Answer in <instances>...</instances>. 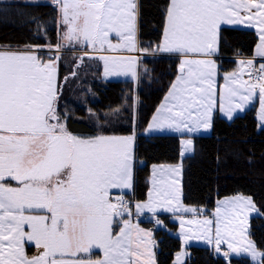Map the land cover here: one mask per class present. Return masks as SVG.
Returning a JSON list of instances; mask_svg holds the SVG:
<instances>
[{
    "label": "snow or ice",
    "instance_id": "obj_1",
    "mask_svg": "<svg viewBox=\"0 0 264 264\" xmlns=\"http://www.w3.org/2000/svg\"><path fill=\"white\" fill-rule=\"evenodd\" d=\"M54 3L66 26L65 40L98 51H148L138 47L137 0ZM165 21L156 50L184 59L180 75L149 127L181 133L209 130L216 108V65L207 57L218 51L222 25L245 22L258 28L257 54L264 57V0H169ZM32 48L0 50V264H154L148 249L149 259L140 260L143 230L119 219L130 214L128 203L122 196L115 201L111 196L113 190L132 186L134 136L81 137L69 132L58 111L57 65L53 60L42 61ZM99 58L106 76L136 75V56ZM240 65L238 73L226 77L223 111L231 119L233 111L259 90L264 121V64L252 84L241 79L252 61ZM191 145V139L184 141L186 149L191 150ZM153 169L152 190L146 201L135 204L137 212L197 211L173 207L181 195L180 166ZM165 172L174 176L165 178ZM252 212L260 215L251 197L237 195L216 208L214 234L211 219L187 223L200 225L204 239L214 243L217 252L226 244L225 257L247 253L257 264H264V252L246 237ZM156 223L163 227L159 220ZM26 243L42 251L29 257ZM93 249H102L103 258H75ZM179 259L178 255L177 264Z\"/></svg>",
    "mask_w": 264,
    "mask_h": 264
},
{
    "label": "trees",
    "instance_id": "obj_2",
    "mask_svg": "<svg viewBox=\"0 0 264 264\" xmlns=\"http://www.w3.org/2000/svg\"><path fill=\"white\" fill-rule=\"evenodd\" d=\"M168 3L169 0H138L140 48L157 53ZM56 17L57 10L52 3L0 0V47L56 44ZM256 41V34L251 29L221 27L218 47L221 70H232L234 56H250ZM65 54H61L63 60L67 59ZM142 64L145 69L139 72L135 88L129 79H103L97 65H94L92 74L82 67L87 77L82 83L87 79L85 83L89 87L82 92L85 83L79 90L74 82L78 75L63 80L69 66L59 60L58 111L68 131L81 137H94L98 133L124 135L135 128L133 191L126 195L134 201L146 199L152 165L175 163L181 164V201L197 209L196 214L210 215L216 200L223 197L235 194L251 197L260 215L251 218L250 237L257 249L264 252V127L258 126L255 105L231 119L216 114L212 119L211 132L193 135L191 154L181 157V136L146 135L143 132L178 73L177 58L150 56L145 57ZM95 73L98 75L94 76ZM135 92L137 104L134 114ZM79 93L85 98L75 99L74 95ZM159 219L168 228L153 232L156 264H174L181 241L167 229H175L177 224L166 215ZM142 223L146 227L152 224L149 221ZM186 249L187 258L183 264H255L243 256L232 257L228 261L207 246L190 244ZM97 256V252L90 254L92 258Z\"/></svg>",
    "mask_w": 264,
    "mask_h": 264
},
{
    "label": "rangeland",
    "instance_id": "obj_3",
    "mask_svg": "<svg viewBox=\"0 0 264 264\" xmlns=\"http://www.w3.org/2000/svg\"><path fill=\"white\" fill-rule=\"evenodd\" d=\"M22 1L25 2V3H30V4L52 3L55 6L54 0H22ZM168 5H169V3H168ZM167 8H168V6H167ZM56 10H57V7H56ZM242 15H243V13H242ZM165 23H166V21H164L162 37H161L160 42H159L158 45L161 44L162 39H163V33H164V30H165ZM223 26L251 29V30H253L255 32L256 37H257L256 44H255L253 52H252V54L250 56L240 55V56L232 57L235 60V65H234V67L232 68L231 71L225 72V71L221 70V64L219 62L218 51L215 54H213L211 57H207L208 59L213 60L215 62V65H216V74H215V77H214V90H215L216 108H215V110L213 112V117L216 114H218L221 117L229 119L228 116L226 115V113L223 111V108L225 106V95H226L225 89H226V86H227L226 77H228L229 75H231L233 73H238L239 72V69L241 67V65H240L241 61L251 60L252 61V65L251 66H247L246 65L244 67V74L241 75V79L243 81L249 83V84L256 83V81H257L259 76L257 75V72H256L255 69L256 68L260 69V65L264 64V57H261L260 55L257 54V49H258V46L260 44V39H259V35L260 34H259V30H258L257 27H252L247 22H245V23H237V24H226V25H222L221 27H223ZM137 27H138V24H137ZM65 31H66V26L61 23V14L57 10V17H56L57 43L56 44H51L50 42H47L46 44H43V45H36V46H33L32 50H33V52L36 55H38L41 58L42 61L47 62L49 60H53L56 63V65H57V77H58V61L62 60L64 62V64L67 65V67L69 66L67 68L68 71H67L66 75L63 77V80H70V78H75L76 75H78L77 76L78 78H75L74 82L76 84V87L79 90L83 86V83H85V81L87 80V79H85L84 82L82 83V80L84 78H87V77H85L86 75H85L84 71H86L88 74L89 73L90 74L94 73L93 69H94V67H96L94 65H97V66H99L101 68L100 69L101 70L100 73H101V76H102L103 79H106V80L129 79V80H131L133 82V86L135 88L136 86H138V81L137 80L139 79V77H138L139 76V72L140 71L142 72L145 69L143 64H142V60L145 57L165 55V54H163V52H160V51H157V53H152L149 50L147 52H135L134 54L132 53V56H136L137 59H138V62H137L138 65L136 66V75L135 76L131 75V73H129L127 75L121 74V75H107L106 76L104 74V61L101 60L99 57L102 56V55L111 56V55H124V54L121 53V52H115L114 53V52H109V51H103V53H100L99 55L98 54L94 55V53H96L97 51L94 50L93 48H91L90 46L85 47L82 44H76L75 41L69 42V41L65 40L63 38V33ZM115 42H116V40L114 39L113 43H115ZM137 42H138V39H137ZM57 44L60 45L59 49L56 48ZM138 47L140 48L139 42H138ZM26 50H27V48H21L19 50H17L16 48H14V49L11 48V51H15V52H24ZM69 50H73L72 51L73 53L69 52L70 54H67V52ZM64 52H66L65 56L67 58L65 60L62 59V55H61ZM173 54H174L173 57L177 58L178 69H179V66H180L182 60L184 59V57H182V56H180L179 54H176V53H173ZM69 55H70V57H69ZM165 56H171V55H165ZM56 57H59V59L57 60ZM193 58H203V57H193ZM82 67H84V71L81 70ZM249 72L251 73V75L247 74ZM93 75L96 76L98 74L95 73ZM178 75H180V73H177L175 75V77L173 78L170 86L173 84V82H175V80H176ZM59 86H60V84L57 85L58 88H59ZM170 86L168 88V91L166 92V94L164 95V97L162 98L160 103L158 104L157 108L155 109L154 113L152 114L151 119H150L148 125L145 127L143 132L146 135H154V134H175V135H179V136H181L180 140H181L182 150H186V148L184 146V141H186L188 139H191V141H192V136L193 135L209 134L211 132V129H209V130H200V131H197L195 133H187V132L181 133V132H178V131H175V130H172V129H163V130H161V129H155V128H150L149 127V125L152 124V122H153V118L155 116H157V114H158L157 110L161 107V105L163 103H165V97H166V95L168 94V92L170 90ZM88 88L89 87L85 83L84 86L82 87L81 91L82 92L84 90L87 91ZM70 92L72 93V91H70ZM75 93H76V90H75ZM88 94H89V92H88ZM74 96H75V99H77V100H82L83 96L85 98V95L84 94L82 95V93L76 94ZM237 102H239V101L237 100ZM136 104H137V94L135 92L134 93V114H135V110H136ZM252 105H255V111H256V118H257V121H258V126L259 127H264V121L261 120V103H260L259 90H257L256 93L253 96H251L244 103V106L242 108L234 110L233 114H232V117L237 115V114L242 113L245 110V108H248V107H250ZM100 135H103V136H122V137L134 136V143H135L136 131H135V128H134L132 132H130L128 134H124V135L98 133L96 136H100ZM133 163H134V144H133ZM175 164H180V163H175ZM158 174L161 175V173H157V178L159 177ZM163 175L167 176V177L168 176H174V173L165 172V173H163ZM180 184H181V186H180L181 187L180 202H181L182 182ZM13 186H15V185L13 184ZM152 187H153V185L150 186L151 190H152ZM132 188H133V168H132V186H131V188L130 189H122V190H113L112 194H111L113 201H115V199L117 197H120V196L127 197L124 194L131 192ZM244 197H246V196H244ZM146 198H148L147 194H146ZM227 199H229V198L224 197V198H220V199L216 200V202L218 201L217 205L216 206L214 205V207H213V209L211 211V214L208 215L206 218H202L199 215L198 216L184 215V216L177 217L176 219H172V221L176 222L177 226H176L175 229H167V230L171 234L177 236L180 239V241H181L180 249L175 253V256H174V259H173L174 264H177V256L178 255H179V258H180L179 259V264H183L185 262V260L187 258L186 257V254H187L186 247L188 245H190V244L210 247V248H212L214 250V252L220 254L221 256L226 258L228 261L232 257H241V256H243V257L249 258L253 263L257 264V262L253 261L251 256L249 254H247V253H233L229 257H225L223 253H224V251H228L226 244H222L221 245V250L219 252H217L215 250L214 243L210 244V243L207 242L206 239H204L203 229L201 228L200 225H197V224H194V223L193 224L187 223L188 221L204 220V219H211V220H213V224L216 223L215 222V210L220 205L221 201H225ZM133 201H134V199H132V202ZM216 202H215V204H216ZM174 203H176V202L173 201V204ZM181 203L183 204V202H181ZM130 204H132V203H130ZM130 204L128 205L129 208H130ZM183 205L187 206V207H190V206L185 205V204H183ZM173 207H175V205H173ZM191 208H193V207H191ZM176 211H179V210H176ZM180 212H181V210H180ZM182 212H184V211H182ZM125 215H129V214L126 213ZM254 215H256L255 212H252V213L249 214V217H248V230H247V234H246L247 239L251 240L252 242H253V240L250 237V221H251V218ZM153 219L155 221L159 220L160 222H162L163 227L161 229L168 228V227H166L164 225V222L162 220H160L158 218L156 220L155 217ZM136 221H140V220L137 219ZM182 221L184 223H181ZM152 226H153V223L149 227L141 226L144 229L142 234H141L143 236V241L141 243V251L144 252V255H142L140 257V260H141V262H143L144 260L149 259L148 255H147V252H145V249H148L152 253L151 259L154 261V264H156V260H155V245H156V242H155V239L153 238L154 230L153 231L151 230ZM215 226H216V224H215ZM145 233H150L151 235L150 236L144 235ZM185 233H188V235H189V238L187 239V241H186V238H185ZM213 234H214V231H213ZM257 250L260 251L259 249H257Z\"/></svg>",
    "mask_w": 264,
    "mask_h": 264
},
{
    "label": "crops",
    "instance_id": "obj_4",
    "mask_svg": "<svg viewBox=\"0 0 264 264\" xmlns=\"http://www.w3.org/2000/svg\"><path fill=\"white\" fill-rule=\"evenodd\" d=\"M137 3H138V0H137ZM30 4V3H29ZM137 24H138V17H137ZM137 39H138V31H137ZM14 49V48H13ZM17 50H19V49H21V48H16ZM0 50H11V48H6V47H0ZM73 50H69L68 52H71V53H73L72 52ZM97 52L96 53H94V55H96V54H100V53H103V51H98V50H96ZM108 53V52H107ZM124 55H132V53H128V52H122ZM134 54V53H133ZM163 54H165V55H171V56H173L174 54L173 53H165V52H163ZM138 65V64H137ZM139 67V66H138ZM139 77V76H138ZM58 78V77H57ZM58 80V79H57ZM138 81V80H137ZM57 85H58V82H57ZM137 87V86H136ZM246 109V108H245ZM227 119V118H226ZM180 156L181 157H184V156H186V155H189V154H191V152H192V150H193V144L191 145V150H188V149H186V150H182V146H181V140H180ZM134 164V163H133ZM153 166H157V169H159V168H161V167H163L164 169H167V168H169V167H176V166H180L181 167V165L180 164H155V165H152L151 166V168H150V179H149V189H148V191H147V197L149 198V192L151 191V188H150V186H152V181H153V179H154V169H153ZM157 173H159V171H157ZM159 176H160V174H158ZM165 178H167V176H165ZM180 181H181V174H180ZM181 183V182H180ZM12 184H14L15 185V182H12ZM180 186H181V184H180ZM132 191H133V188H132V190H131V192H129V193H125L124 195H127V194H131L132 193ZM237 195H240V194H235V195H231V196H227V198H229V199H231V198H233V197H235V196H237ZM148 198H146L145 200H143V201H146ZM224 198V197H223ZM143 201H140V202H143ZM182 202V201H181ZM180 202V200H179V204H177V203H174L173 205H175V207L174 208H179V209H183V208H191V207H187V206H184L182 203ZM218 202V201H217ZM217 202H216V204H215V206L217 205ZM137 202L136 201H133L132 202V204L130 205V214L129 215H125L124 217H122V218H119V219H121V220H123V219H127V220H129L131 223H132V225H134L135 227H138L139 229H141V230H144L141 226H145L143 223H142V221H149V222H152L153 224H156V225H158L157 223H156V221L153 219L154 217L156 218V220H157V218L159 219V217L161 216V215H166V216H169V218L170 219H176L177 217H180V216H184V215H192V216H201L202 218H206L207 216H202V215H200V214H196L195 212H186V211H184V212H182L183 210H181V212H180V210L179 211H157L156 213H152V212H149V211H147V210H145L144 212H137V210H136V208H135V204H136ZM180 205V206H179ZM181 207V208H180ZM128 214V213H127ZM151 218V219H150ZM137 219H139L140 221H136ZM142 220V221H141ZM141 224V225H140ZM215 224L216 223H214L213 224V226H212V228H213V231H214V229H215ZM159 227H160V229L162 228L160 225H158ZM146 227V226H145ZM119 229H118V227H116V228H114V231H118ZM133 239L135 240L136 239V237H135V235L133 236ZM25 251H26V254L29 256V257H33V256H38L39 254H40V252L42 251V249H40V248H38V247H36L35 245H34V243H26L25 244ZM98 253V256L97 257H94V258H92V257H90V254L91 253ZM186 256H187V254H186ZM67 259H73V257H71V256H67L66 257ZM75 258H77V259H84L85 261H87L89 258L90 259H92V260H97V259H102L103 258V251H102V249H93L90 253H87V254H85V253H79L78 255H77V257H75Z\"/></svg>",
    "mask_w": 264,
    "mask_h": 264
},
{
    "label": "built area",
    "instance_id": "obj_5",
    "mask_svg": "<svg viewBox=\"0 0 264 264\" xmlns=\"http://www.w3.org/2000/svg\"><path fill=\"white\" fill-rule=\"evenodd\" d=\"M256 70V72H257V75L258 76H260L261 75V73H260V71H259V69H255ZM123 197V199L128 203V205L130 204V203H132V197L130 196V197H125V196H122ZM130 202V203H129ZM131 205V204H130ZM160 228L156 225V224H153V226H152V228H151V230L153 231H155V230H159Z\"/></svg>",
    "mask_w": 264,
    "mask_h": 264
},
{
    "label": "water",
    "instance_id": "obj_6",
    "mask_svg": "<svg viewBox=\"0 0 264 264\" xmlns=\"http://www.w3.org/2000/svg\"><path fill=\"white\" fill-rule=\"evenodd\" d=\"M177 72L180 73V72H179V69L177 70Z\"/></svg>",
    "mask_w": 264,
    "mask_h": 264
}]
</instances>
